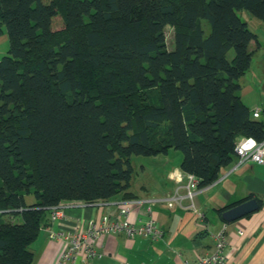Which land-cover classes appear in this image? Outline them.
Segmentation results:
<instances>
[{"label":"trees","instance_id":"16d2710c","mask_svg":"<svg viewBox=\"0 0 264 264\" xmlns=\"http://www.w3.org/2000/svg\"><path fill=\"white\" fill-rule=\"evenodd\" d=\"M243 9L264 21V0H0V264H33L64 201L135 197L133 154L179 149L203 188L240 137L264 140L240 95L257 40Z\"/></svg>","mask_w":264,"mask_h":264},{"label":"crops","instance_id":"0c3cea01","mask_svg":"<svg viewBox=\"0 0 264 264\" xmlns=\"http://www.w3.org/2000/svg\"><path fill=\"white\" fill-rule=\"evenodd\" d=\"M250 21H246L248 26ZM260 26L263 34L252 30L257 35V40L250 44L253 51L252 63L244 74V83L239 82L242 100L252 113L260 108L258 118L264 121V25ZM255 63L259 66L257 72ZM181 162L182 158L180 163L172 164L160 177H149L148 180L132 185L130 191L135 196L133 198L125 197L121 192L110 199L94 203L62 202L64 215L52 219L51 210L32 244L33 264H61L59 259L64 242L51 237L50 230L70 231L77 226L87 228L90 224L98 225L104 214L113 215L118 207L139 199L152 201L130 202L129 221L139 224L152 217L162 229L163 235L150 238L129 236L125 232L104 233L94 240V247L100 255L92 258L79 257L75 264H118L119 261L128 264L193 263L201 254L213 251L214 234L227 222L218 209L233 204L250 193L261 200L260 207L235 221L227 222L226 260L223 264H264V163L247 162L235 168L234 162L232 166L222 170L216 182L200 189L195 203L207 221L206 226H203L199 216L191 209L180 203L169 204L164 200L177 193H185L186 178Z\"/></svg>","mask_w":264,"mask_h":264},{"label":"built area","instance_id":"2783aa9c","mask_svg":"<svg viewBox=\"0 0 264 264\" xmlns=\"http://www.w3.org/2000/svg\"><path fill=\"white\" fill-rule=\"evenodd\" d=\"M260 108H256L253 112L255 117H259ZM237 160L235 168L247 162L264 163V140L257 141L253 137H240L235 145ZM186 178L185 193L176 194L170 198L164 199L172 204L180 203L188 209L195 212L206 226L207 221L204 220V214L199 210L195 203V197L200 191L199 179L193 173L183 172ZM148 202L152 200L139 199L131 200L126 205L118 207L113 215L111 213L104 214L98 225L90 224L87 228L77 226L70 231H53L50 230V236L64 242V248L61 252L59 262L61 264H75L79 257L86 256L92 258L100 255L94 247V240L104 233L125 232L129 236H145L150 238H159L163 235L162 229L159 227L154 218L150 217L145 221L136 224L129 221L130 202ZM185 201L187 204L185 205ZM64 215L63 206L60 204L52 208V219H57ZM227 222L223 227L214 234V249L211 252L201 254L193 263L186 261V264H223L226 260L225 246L227 243L226 230ZM242 232V231H240ZM118 264H128L125 261H119Z\"/></svg>","mask_w":264,"mask_h":264},{"label":"rangeland","instance_id":"374dc122","mask_svg":"<svg viewBox=\"0 0 264 264\" xmlns=\"http://www.w3.org/2000/svg\"><path fill=\"white\" fill-rule=\"evenodd\" d=\"M240 17L245 20H251L249 27L251 30H258L260 34H263L262 27L259 25H264L263 21L252 15L248 10L243 9L241 11H238ZM206 34L209 33L210 25L206 19H202ZM261 23V24H260ZM259 24V25H258ZM54 29H59L63 26V21L60 17L56 18L54 21ZM3 32L0 35V59L6 55L10 48V41L7 34L6 25H2ZM166 34L169 46H172V39H173V28L171 26L166 27ZM233 56V52L230 53V58ZM258 63H255L256 68L255 71L257 72ZM243 75L239 81L241 83H244V77ZM257 84L262 85V83L257 82ZM264 86V83H263ZM246 100H249L248 97H246ZM262 118V117H260ZM181 158H183V152L179 149L172 148L169 152V155L167 154H158V155H143V154H133L132 155V163L134 166V177L132 185H136L143 180H148L149 177H160L162 174L167 170L172 164H178L181 161ZM132 186V188H133ZM201 189V188H200ZM26 201L32 202L35 201V195L33 193L26 195ZM5 219H8V216L4 217ZM15 221H21V218L19 216H16Z\"/></svg>","mask_w":264,"mask_h":264},{"label":"water","instance_id":"95a60500","mask_svg":"<svg viewBox=\"0 0 264 264\" xmlns=\"http://www.w3.org/2000/svg\"><path fill=\"white\" fill-rule=\"evenodd\" d=\"M259 207L260 203L257 197L254 196L224 210L222 212V218L227 222H232L256 211Z\"/></svg>","mask_w":264,"mask_h":264}]
</instances>
